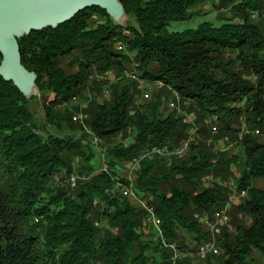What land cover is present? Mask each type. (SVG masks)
<instances>
[{
  "label": "trees",
  "instance_id": "1",
  "mask_svg": "<svg viewBox=\"0 0 264 264\" xmlns=\"http://www.w3.org/2000/svg\"><path fill=\"white\" fill-rule=\"evenodd\" d=\"M212 1L229 15L221 14L220 26L203 22L182 32L168 30L171 22L199 13L195 8L201 0H121L130 17L126 27L93 7L56 29L34 31L18 41L22 64L37 74L40 91L47 93L41 103L44 124L56 134L43 133L27 99L0 77V264L171 263L173 250L144 225L146 212L122 193L106 192L118 182L129 184L119 174L122 165L154 148L173 151L189 135L182 117L161 115L160 102L135 103L134 82L89 79L109 70L125 73L132 65L141 78L159 81L182 103L188 101L202 126L185 158L145 159L134 180L135 192L161 220L165 243L182 253L176 264H194L186 252L211 236L203 220H213L225 208L250 225L233 222V238L227 226L221 228L218 254L205 264H254L253 250L264 255V188L255 185L264 180V0ZM118 42L125 50H117ZM105 89L110 98L85 109L91 132L107 143L135 136L126 146H110L108 169L94 175L91 145L72 118L80 107L59 105ZM212 115L218 116L217 136L224 141L236 135L232 124L243 118L248 131L241 142L242 161L226 154L216 159L204 123ZM75 160L92 177L72 191L60 184ZM206 177L212 181L204 186ZM234 191L245 192L244 203L230 202Z\"/></svg>",
  "mask_w": 264,
  "mask_h": 264
},
{
  "label": "rangeland",
  "instance_id": "2",
  "mask_svg": "<svg viewBox=\"0 0 264 264\" xmlns=\"http://www.w3.org/2000/svg\"><path fill=\"white\" fill-rule=\"evenodd\" d=\"M212 2H213L212 0H201L200 4H198L197 7L195 8V10L198 11L199 13H195L192 17H190L188 20H185V21L171 22L168 25V30L170 32H182V31H185L188 29H195L203 22H211L215 26H220L222 23H224V20L222 19L221 14H223V15L226 14V16H229V15L225 9L218 10V9H216V7L214 8ZM262 14L264 15V4L262 5ZM124 50H125V48H124ZM120 51H123V50H120ZM131 56H133V54H131ZM134 64H136V62H134ZM75 70H76V68L73 69V71H75ZM109 71H111V73L113 74V76L111 75V78L105 79V81H108L109 83L118 81L122 78H125L127 82H134L133 83L134 85L131 87V92L133 93L135 103H137L139 105L147 106V105H150L153 103L160 102L159 112H161L162 116L166 117L170 114H173L174 116L182 117L184 120V123H185L186 119H192L194 126L196 128H198V135L200 137L202 126L200 125V123L198 121L197 111L196 110H194V111L188 110V108H190V106H191L190 103L188 101H186L185 103H182L179 95L176 92H172L169 88H166L159 81L153 82V81L141 78L138 70L135 68L134 65H132V67L129 70H127V73L117 72L115 70H109ZM130 74H135L136 78H132L131 76H129ZM140 86L142 87V89L140 88ZM92 92L97 93L95 91H92ZM142 92H146L150 95V97L147 101L141 100ZM110 95H111V93H110ZM99 96H101V95H98V94L93 95V96L92 95L88 96L86 94L80 95L79 96L80 97L79 103L80 104L85 103L88 106H90V104L94 101H96L97 103H101L104 99L110 98V96L106 97V98H103V97L98 98ZM171 102L175 103V107L173 109L169 108V104ZM241 105H242V103H238L234 107L239 108V107H241ZM31 110L34 112V114H35V116H36V118H37V120H38V122L42 128L43 133L49 132L52 134H56L55 129L44 124V121L42 119L43 114H42L41 104L37 100H35L31 103ZM215 116L217 117L216 125H217L218 130H219L221 128V123L218 119V116L217 115H215ZM208 117L207 116L205 117L204 123ZM79 125H81V129H82V131L79 133V135L83 136V137L85 136L84 137L85 143L91 145L92 151L94 153L93 159H92V164L96 165V170H97L94 173V175L108 169V167H107V156H105L106 155L105 151L108 150L110 146H113V145L117 144L118 142L122 143L123 145L126 146L130 143L129 140L133 139V137L135 136L134 133L130 134L129 139H124L123 137L118 136V137L114 138L112 141L107 143V142H104V141L96 138V136L91 132V129H90L89 125L87 124V121L84 124H79ZM232 126L235 128L236 131H238L236 133V135H234L232 137L227 136L229 138V140L224 141L223 139H221V137L218 138L217 134H212L209 132V138L207 140V144L209 146L213 145L214 152L215 153L217 152L216 159H218L219 157L221 158L226 154L229 157L235 156L238 160L237 161V163H238V162L242 161L244 158V150L242 148L241 142H242V138H243L244 133L247 132L248 129H247V126H246L245 122L243 121L242 117L239 118V122L234 121ZM174 147L177 148L176 145H174L173 148ZM128 166H129V163H127V164L125 163V165H122L120 167L119 174L121 177H124L129 182V179L135 180L137 174L131 175L128 171ZM78 168H79L80 172H79ZM81 168H82L81 163H79L78 160H75L74 164H73V171L71 173H75L77 176H79V178L77 180V186L75 188H70L69 186L65 185L64 186L65 188L74 191L77 189V187L81 181L89 180L92 177V175H87L85 172H81L82 171ZM233 168H234L233 170H234L235 175L239 176L240 170H239L238 165H234ZM177 178H179V176H177ZM211 179H212L211 177L208 180L205 179V181H203V185L205 186L208 183H210L212 181ZM255 185L258 187L264 188V180L257 181L255 183ZM134 193H135L134 197L128 198L130 200V202L135 203V200L137 199L139 207H141V204L143 202L147 203L146 199H143V196L141 194H137L136 192H134ZM234 194H239V193L237 191H234ZM244 199H245V196H239L238 202H240L242 204V203H244ZM97 206H98V204L95 207H97ZM228 212H229V216H230V210ZM235 221L243 222L247 225H250V222H251L248 218L244 217L241 214H238L237 216H230V222L227 225V227H228L229 234H230L231 238H233L234 234H235V231H234L235 227L233 225V222H235ZM203 224L210 231L211 236H210V239H208V241H203L202 243L213 242L216 245L217 239H218L219 235H221L220 230L224 226L221 227L219 225H215L214 218H213V220H209V218H207V217L203 220ZM2 245H3V243L0 244V246H2ZM188 248H189V246H188ZM192 248H193V246L191 248H189L188 250L194 252L195 250H193ZM253 257L255 258L254 264H264V255H262L259 250H253ZM192 259L194 260V264L200 263V261H198L196 258H192ZM215 259L218 260L217 257ZM201 264H205V262L201 261Z\"/></svg>",
  "mask_w": 264,
  "mask_h": 264
},
{
  "label": "water",
  "instance_id": "3",
  "mask_svg": "<svg viewBox=\"0 0 264 264\" xmlns=\"http://www.w3.org/2000/svg\"><path fill=\"white\" fill-rule=\"evenodd\" d=\"M98 7L112 21L126 27L130 20L121 0H0V77L11 82L29 104L47 96L36 81L37 74L22 64L19 40L34 31L56 29L81 11Z\"/></svg>",
  "mask_w": 264,
  "mask_h": 264
},
{
  "label": "built area",
  "instance_id": "4",
  "mask_svg": "<svg viewBox=\"0 0 264 264\" xmlns=\"http://www.w3.org/2000/svg\"><path fill=\"white\" fill-rule=\"evenodd\" d=\"M116 48H117V50H124L125 47H124L122 42H118ZM125 73H127V72H125ZM111 75L113 76L111 71H108L104 75H98L96 73H92V74H90L89 79L91 81L102 82L107 78L108 79L111 78ZM129 76H131L132 78H136L135 74H130ZM140 88L142 89L141 86H140ZM91 95L92 96L97 95V93L90 92L88 94V96H91ZM109 96H110L109 90L105 89L104 94L99 96L98 98H100V97L106 98ZM149 97H150V95L148 93L142 92L141 100L147 101L149 99ZM79 101H80V99L78 96H73V97H71V99L69 101H66V102L60 104L59 107L61 109L65 110V109H68L70 107V103H72L74 105L78 104L80 107V111L73 114L72 118H73L74 122L79 123V124H84L89 119V114L87 111H85V109L88 107V105L85 103L80 104ZM174 107H175V103L171 102L169 104V108L173 109ZM216 122H217V117L215 115L209 116L205 121L206 126L209 128L210 133H212V134H217V132H218V127L216 125ZM185 123L190 127L189 128V135L187 136V138L185 140H183L180 143V145L177 148H175L173 151H169L166 148H163V149L154 148L151 151H147V152L140 154L139 156L133 158V160L129 163V166H128L129 173L131 175L132 174L136 175L140 169L141 163L145 159H149V160L152 159L155 155L173 156L177 159H182V158L186 157L190 152L191 145L193 143H196L197 140L199 139V135H198V128H196L194 126L192 119H186ZM256 133H258V131H256ZM78 178H79V176H77L75 173H71L65 179V181L62 182L60 185L62 187L67 185L70 188H75L77 186ZM209 178L210 177H206L205 179L208 180ZM133 181L134 180L129 179V184H123L121 182H118V183H116V185L112 189H108V190H106V192L111 193V194L122 193L127 198L134 197L135 191H134V182ZM233 184H234V182H231L229 185L233 188L234 187ZM239 196H245V192H241V194H234V192H233L232 195L230 196V202L236 203L239 199ZM97 203H98L97 201H94V206H96ZM141 208L146 212L144 225L154 228L157 232L156 238H160L162 240L163 244H165L167 247H170L173 250V255L171 257V263L170 264H176L177 259L182 256V253H180L179 251H175V244L168 245L165 243L164 238H163V234H162V230H161V220L156 215L154 207L150 204L143 202L141 204ZM214 221H215V225H219L221 227L227 226L230 222V216L228 213V209L225 208L224 210L215 213ZM95 225L99 226L98 223H96ZM216 254H218V249L213 242L201 243V244H199V246L197 247V249L194 252H192V251L186 252V255H188L192 258H196L200 262L205 261L209 255H216ZM95 264H101V263L96 262Z\"/></svg>",
  "mask_w": 264,
  "mask_h": 264
},
{
  "label": "crops",
  "instance_id": "5",
  "mask_svg": "<svg viewBox=\"0 0 264 264\" xmlns=\"http://www.w3.org/2000/svg\"><path fill=\"white\" fill-rule=\"evenodd\" d=\"M131 203H132L133 205H135V206H139V205H138V200H137V199L135 200V203H133V202H131Z\"/></svg>",
  "mask_w": 264,
  "mask_h": 264
},
{
  "label": "bare ground",
  "instance_id": "6",
  "mask_svg": "<svg viewBox=\"0 0 264 264\" xmlns=\"http://www.w3.org/2000/svg\"><path fill=\"white\" fill-rule=\"evenodd\" d=\"M118 51H120V50H118ZM175 251H179V250L177 249L176 245H175Z\"/></svg>",
  "mask_w": 264,
  "mask_h": 264
}]
</instances>
